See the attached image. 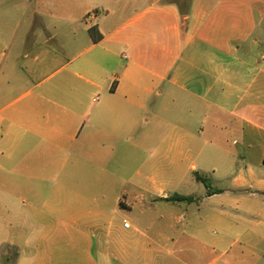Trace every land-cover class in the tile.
Segmentation results:
<instances>
[{"label": "crops", "instance_id": "0c3cea01", "mask_svg": "<svg viewBox=\"0 0 264 264\" xmlns=\"http://www.w3.org/2000/svg\"><path fill=\"white\" fill-rule=\"evenodd\" d=\"M186 152L216 193L176 191ZM105 182L130 213L126 182L196 216L117 217ZM212 222L251 254H214ZM261 245L264 0H0V264H231Z\"/></svg>", "mask_w": 264, "mask_h": 264}, {"label": "rangeland", "instance_id": "374dc122", "mask_svg": "<svg viewBox=\"0 0 264 264\" xmlns=\"http://www.w3.org/2000/svg\"><path fill=\"white\" fill-rule=\"evenodd\" d=\"M184 117H185V114H183V118ZM186 155L187 156H186V158L183 159L181 166H180V169H179V172H181V174H182L183 180L181 182H175L176 191L178 193H182V194L200 195V193L203 192L206 188L204 186V183L197 180L196 176L201 175V176L207 177V172H206L207 170H206V166L204 164V160L202 159V157L201 158L199 157L197 160L194 158H190L188 156V152H186ZM157 157L156 156L150 157V163H151L150 168H151V170L154 167H156V165H154V164L157 163V160H158ZM152 163H154V164H152ZM208 183L212 189H215L214 188L215 183L211 179H209ZM125 185L129 191V193H128L129 195L124 196V198H123L124 201H127L131 206L137 201V203L133 206L134 212H132V213H130L128 210H126L125 208L118 205V203L116 204V202L114 200L113 195L118 190L119 186H117L116 184H110V182H105V183H103V186H102V188H103L102 192L106 196L104 201H105V203H107V204H105V205L103 204V205H104V207H106L109 210L117 209L118 210L117 217H121L124 214H128L130 219H132L133 221H137L138 223H141V222H143V220L144 221L147 220V218L149 216L152 219L156 220L157 216L159 215V212L161 210H163L164 208L170 209L171 211H173L174 213H176L178 215H180L181 213H184V211L187 210L188 215H187V221L186 220L184 221L185 223L190 222V220L196 216L195 212H197V205L189 206V204L186 202H180V203L157 202L153 205L154 209H152L150 211L145 207V204L151 203L150 198L148 197L143 201H142V199L136 200L131 194L135 193L137 191V188L136 187H130L127 182ZM78 191L81 192L80 187L77 186V184H76L75 186H73L71 188L70 192L75 193ZM88 193H91V195H92V191L88 192ZM96 198L97 197H95V196H91V198L89 197L88 199H91L92 201H94V199H95L96 204H99L102 202V198H100V197H99L100 199H96ZM64 199L66 201H68L69 204H76L77 205L78 203H81V198H79L75 195H68V196L64 197ZM208 232H209V235L214 238L213 240L210 241L209 246L214 249V254H216V255L223 253L225 250H227L229 256H234V255H238L241 253H245L247 255H250L252 252L250 246H245V245H242L239 243L232 244V242H230V244H223L222 245L217 240V238L222 234V229L220 228V226H218L214 222H212L208 225ZM187 247H189V249H190L189 245ZM257 252L261 256H263L262 259L258 262L255 261L253 258L248 257V258H246L245 261H242V262L231 261V264H264V245L257 246Z\"/></svg>", "mask_w": 264, "mask_h": 264}, {"label": "trees", "instance_id": "16d2710c", "mask_svg": "<svg viewBox=\"0 0 264 264\" xmlns=\"http://www.w3.org/2000/svg\"><path fill=\"white\" fill-rule=\"evenodd\" d=\"M89 34L93 40V42H98L102 39V34L100 33L99 29H98V26H93L89 29ZM197 180L204 183V185L207 187L208 189V194H213V193H216L217 190L215 189H212L208 183L209 179L205 176H201V175H197L196 176ZM194 197L192 196H186V195H181V194H174L168 198H166L167 201H170V202H187V203H190V202H193L194 201Z\"/></svg>", "mask_w": 264, "mask_h": 264}, {"label": "built area", "instance_id": "2783aa9c", "mask_svg": "<svg viewBox=\"0 0 264 264\" xmlns=\"http://www.w3.org/2000/svg\"><path fill=\"white\" fill-rule=\"evenodd\" d=\"M124 226H125L126 228H129V227L131 226V223H130L129 221L125 220V221H124Z\"/></svg>", "mask_w": 264, "mask_h": 264}]
</instances>
